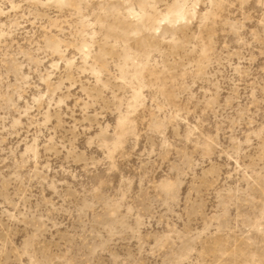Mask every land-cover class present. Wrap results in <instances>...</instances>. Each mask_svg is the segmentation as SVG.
<instances>
[{
    "label": "rangeland",
    "instance_id": "obj_1",
    "mask_svg": "<svg viewBox=\"0 0 264 264\" xmlns=\"http://www.w3.org/2000/svg\"><path fill=\"white\" fill-rule=\"evenodd\" d=\"M0 264H264V0H0Z\"/></svg>",
    "mask_w": 264,
    "mask_h": 264
},
{
    "label": "clouds",
    "instance_id": "obj_2",
    "mask_svg": "<svg viewBox=\"0 0 264 264\" xmlns=\"http://www.w3.org/2000/svg\"><path fill=\"white\" fill-rule=\"evenodd\" d=\"M17 219H19V218H17ZM40 223H43V221H39ZM35 233H33V238H35Z\"/></svg>",
    "mask_w": 264,
    "mask_h": 264
}]
</instances>
